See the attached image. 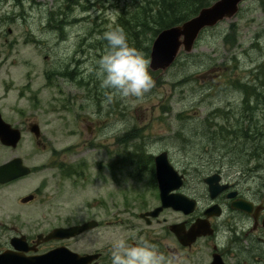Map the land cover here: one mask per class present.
Returning <instances> with one entry per match:
<instances>
[{"label":"rangeland","instance_id":"rangeland-1","mask_svg":"<svg viewBox=\"0 0 264 264\" xmlns=\"http://www.w3.org/2000/svg\"><path fill=\"white\" fill-rule=\"evenodd\" d=\"M133 3L0 0V107L9 112L11 102L30 106L42 133L53 138L51 149L72 148L83 153L78 157L88 162L86 179H74L72 188L69 180L63 184L66 192L74 191L69 204L75 208L77 222L91 214L106 218L101 206L90 208L101 199H107L109 213L116 206L129 212L144 208L133 203L136 199H145L150 206L159 203L153 195L156 189L147 185L146 171L133 175L136 165L129 156L139 153L138 149L146 156L166 151L172 165L185 174L183 190L190 195L204 191L198 178L211 172L222 171L253 185L264 176V165L255 168L264 161V94L248 96L255 107L250 112L244 102L246 95L236 85L237 81L248 82L251 71L264 63V0H243L234 17L205 29L193 49L181 52L166 70L153 71L148 65L154 87L142 98L113 96L108 101V90L101 88L94 74L96 61L107 51L102 37L114 29L126 33L119 15L122 10H133ZM130 33H126L130 46L149 62L145 47L152 44L151 32L142 33L139 44ZM66 69L72 77L70 83L63 84L54 76L48 82L47 74ZM33 144L28 136L20 148L32 150ZM119 153H124L126 162L122 183L110 169L98 171L96 166L98 161L105 163L106 155ZM61 207H66L63 200ZM179 219L177 212L165 210L160 223L154 225L156 232L161 231L155 236L162 246L167 243L170 249H178L179 264L206 262L209 250L200 242L181 250L173 234L162 231ZM133 222L135 218L125 213L121 221L102 223L81 235L72 247L105 250L107 256L101 264H111L113 240L128 241L134 234ZM189 253L190 259L186 258Z\"/></svg>","mask_w":264,"mask_h":264},{"label":"flooded vegetation","instance_id":"flooded-vegetation-1","mask_svg":"<svg viewBox=\"0 0 264 264\" xmlns=\"http://www.w3.org/2000/svg\"><path fill=\"white\" fill-rule=\"evenodd\" d=\"M53 76L61 78L63 84L72 80L71 74L67 71L54 75L49 73L46 78ZM245 84L250 89L261 88L264 93V63L251 71L249 80ZM251 103L252 101L246 104L250 112L255 108ZM8 105L12 106L9 112H5L0 107V117L10 126L9 130L13 134L19 135V140L15 146L4 145L0 141V264H35L30 262L35 260L38 264H46L45 255L62 247L81 255L98 254L96 263L101 264L107 256V251H77L72 247V243L81 235L101 226L102 223L106 222L108 225L109 222L121 221L125 213L135 218V222L131 224L134 234L128 237L130 244L140 239L147 240L164 257V264H170V261L171 264H179L181 257L178 249H170L167 243L162 246L155 236L161 231L156 232L154 225L160 223L161 214L168 209L177 212L180 219L165 225L162 230L165 233L171 232L170 228L175 224H182L183 230L188 231L194 223L204 222V226L207 227L206 233L198 236L187 246L182 245L171 232L181 246V250H190L199 242L208 248L209 251L205 253L208 260L202 264H211L215 256L220 258L223 264H264V176L253 185L242 183L222 171L211 172L198 178L204 191L195 196L183 190L186 176L175 168L183 175L182 186L175 192L194 200V206L188 213L170 207L164 208L153 217L149 213L161 205L154 162L157 154L150 153L146 156L145 153H136L132 157L129 156L130 159H134L136 165L133 175L139 174L142 170L146 171L147 185L153 190L156 189L153 195L159 203L150 206L145 199L142 201L136 199L133 203L137 206L144 205V208L129 212L125 211L124 207L116 206L115 210L109 213L107 199H101L90 208L101 206L106 218L91 214L85 220L77 222L75 208L69 204L74 191L71 189L66 192L63 184L69 180L72 188L74 179H86L88 162L78 157L83 153H78L72 148L51 149L49 142L53 138L42 133L39 123L30 111V106L19 107L20 102H11ZM31 124L38 125V137L31 130ZM88 131H90L89 127ZM28 136L34 143L32 150L20 148L23 140ZM110 156L106 155L105 163L98 161L96 164L98 171L106 167L122 183L123 168L126 163L124 153L113 155L109 160ZM263 165L264 161L255 168ZM244 171H247V168ZM214 174L217 175V180L212 183L218 187V190L212 196L206 179ZM121 194L125 198L123 191ZM61 199L66 205L65 208L61 207ZM108 217L116 219L109 221ZM88 221H95L96 226L77 236L68 238L55 236L54 231L57 229L69 228ZM186 258L190 259L191 253ZM88 264H93V261Z\"/></svg>","mask_w":264,"mask_h":264},{"label":"water","instance_id":"water-1","mask_svg":"<svg viewBox=\"0 0 264 264\" xmlns=\"http://www.w3.org/2000/svg\"><path fill=\"white\" fill-rule=\"evenodd\" d=\"M240 2L242 0H216L211 5L200 9L198 14L183 23L161 30L151 44L149 68L153 71L166 70L181 51L190 52L193 49V45L203 29L213 27L224 19L234 17L238 12ZM9 128L10 126L0 117V141L4 145L15 146L19 140V135L13 134ZM31 130L36 137L39 136L38 125L32 124ZM154 162L161 205L149 214L155 217L164 208L169 207L184 213L190 212L194 206V200L175 192L182 186L183 175L170 163L167 152L162 151L157 154L154 157ZM216 180V174L206 179L212 196L218 190V187L212 183ZM95 226V221H88L69 228L57 229L54 233L60 238H68L77 236ZM205 228L207 229L204 222L198 221L188 231L183 230L182 224L172 225L170 230L182 245L187 246L194 242L198 236L204 235L206 233ZM45 258L46 264H88L91 261L93 264H97L98 254L81 255L62 247L60 250L46 254ZM30 262L38 264L37 260ZM211 264H223V262L215 256Z\"/></svg>","mask_w":264,"mask_h":264},{"label":"clouds","instance_id":"clouds-1","mask_svg":"<svg viewBox=\"0 0 264 264\" xmlns=\"http://www.w3.org/2000/svg\"><path fill=\"white\" fill-rule=\"evenodd\" d=\"M107 51L96 61L95 74L108 101L113 96L142 98L154 87L144 54L130 46L122 29L109 30L102 37ZM110 93V94H109ZM111 264H164V257L147 240L134 244L124 238L114 239L110 249Z\"/></svg>","mask_w":264,"mask_h":264},{"label":"trees","instance_id":"trees-1","mask_svg":"<svg viewBox=\"0 0 264 264\" xmlns=\"http://www.w3.org/2000/svg\"><path fill=\"white\" fill-rule=\"evenodd\" d=\"M134 1L133 10L131 9L128 12L126 10L121 11L119 22L125 26L126 33L131 32L130 35H133L134 40L139 44L141 43L142 33L151 32V39H153L159 31L184 22L196 15L201 8L210 5L215 0ZM129 29L130 31H128ZM149 48V45L145 47L146 52L150 51ZM238 87L246 95L244 97L245 103L249 101V95L259 97L263 93L261 88H258V90L257 88L250 89L246 84H239ZM137 151L144 153L142 149H138Z\"/></svg>","mask_w":264,"mask_h":264},{"label":"bare ground","instance_id":"bare-ground-1","mask_svg":"<svg viewBox=\"0 0 264 264\" xmlns=\"http://www.w3.org/2000/svg\"><path fill=\"white\" fill-rule=\"evenodd\" d=\"M88 3V2H87ZM89 6V5H88ZM86 11V10H85ZM90 43V42H89ZM88 44V43H87ZM86 44V45H87ZM257 45H258V43H257ZM88 48H89V46H88ZM85 49V48H84ZM90 49V48H89ZM101 57V56H100ZM89 59V58H88ZM83 60V59H82ZM79 62V61H78ZM78 62H77V64H78ZM82 62V61H81ZM76 63V62H75ZM80 63V62H79ZM81 64V63H80ZM92 65H93V63H92ZM78 66V65H77ZM91 67V66H90ZM66 68V67H65ZM73 68H74V66H73ZM67 69H68V66H67ZM67 69H66V71H67ZM76 69V68H75ZM87 69V68H86ZM69 70H71V69H69ZM81 71L83 70V69H80ZM79 70V71H80ZM93 70V69H92ZM74 72V71H73ZM85 72V71H84ZM91 72V71H90ZM89 74V73H88ZM95 74V73H94ZM93 75V74H92ZM75 76V75H74ZM83 76V75H82ZM77 78V77H76ZM231 110V109H230ZM251 110V109H250ZM252 110H254L253 108H252ZM217 112V111H216ZM222 112V111H221ZM217 114V113H216ZM215 114V115H216ZM249 115V114H248ZM217 116V115H216ZM241 117H243V116H241ZM246 117V116H245ZM244 118V117H243ZM247 119V118H246ZM239 121H240V119H239ZM241 124V123H240ZM242 125V124H241ZM247 125V124H246ZM249 125V124H248ZM245 126V125H244ZM244 128V127H243ZM240 130V129H239ZM240 133H242V130H241V132ZM239 133V134H240ZM241 135V134H240ZM244 136V135H243ZM245 137H247V136H245ZM260 158V157H259ZM263 159V158H262ZM259 160V159H258ZM251 162V161H250ZM252 163V162H251ZM255 164V163H254ZM262 165V164H261ZM262 168V167H261ZM258 169V168H257ZM264 171V170H263ZM246 172H248V171H246ZM244 173V172H243ZM252 173H254L253 171H252ZM258 173V172H257ZM246 174V173H245ZM240 175V174H239ZM244 176V175H243ZM242 177V176H241Z\"/></svg>","mask_w":264,"mask_h":264}]
</instances>
